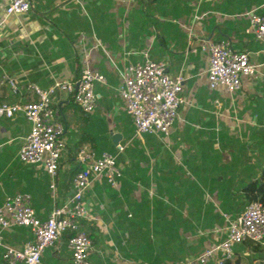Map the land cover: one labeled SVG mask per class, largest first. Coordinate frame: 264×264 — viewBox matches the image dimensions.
I'll return each instance as SVG.
<instances>
[{
    "label": "crops",
    "instance_id": "crops-1",
    "mask_svg": "<svg viewBox=\"0 0 264 264\" xmlns=\"http://www.w3.org/2000/svg\"><path fill=\"white\" fill-rule=\"evenodd\" d=\"M30 1V11L6 17L7 0H0V104L34 100L31 83L74 81L85 50L106 82L95 86L93 112L64 91L53 100L66 128L54 188L42 167L20 160L31 123L23 114L0 116V208L9 196L28 193L38 217L47 219L73 193L69 172L79 163L72 153L89 145L98 155L117 154L123 173L116 186L94 180L85 195L93 264H202L198 256L226 238L228 217L250 203L248 187L264 184V41L247 15L263 13L264 0ZM221 39L248 52L255 66L236 92L209 85L204 46ZM146 59L184 78L185 103L169 135L139 136L118 91L121 70ZM33 238L29 227L0 228L3 244L20 248ZM247 242L235 247L241 264H264V246ZM3 253L0 243V262ZM41 264H73L65 235Z\"/></svg>",
    "mask_w": 264,
    "mask_h": 264
},
{
    "label": "built area",
    "instance_id": "built-area-1",
    "mask_svg": "<svg viewBox=\"0 0 264 264\" xmlns=\"http://www.w3.org/2000/svg\"><path fill=\"white\" fill-rule=\"evenodd\" d=\"M31 8L30 0H7L5 16L27 13ZM247 15L255 38L264 41V12L253 11ZM206 43L204 49L210 57V88L223 86L230 92H236L242 85L243 77L255 72L249 53L235 49L226 39L207 40ZM80 60L82 71L74 81L57 80L49 88L31 83L28 90L36 95L34 100L0 104V116L23 114L31 123L19 157L26 164L42 167L53 179L52 188L55 187L54 180L58 176L66 146V128L53 105L57 92L71 94L80 109L90 113L98 106L96 84L106 82L104 74L91 68L89 52L85 50ZM4 77V81H9L14 91L18 92L16 81L7 75ZM121 77L118 91L126 102V111L134 122L137 134L169 135L185 103L182 94L184 78L171 76L164 62L152 59L126 65L121 70ZM117 148L121 153L125 146L118 144ZM76 157L82 169L74 176L73 193L66 202L55 206L47 219L38 217L28 193H17L4 201L0 208L1 230L29 227L34 238L20 248L3 244L0 240L4 247L0 264H41L46 249L55 247L67 230L76 232L68 238L73 264H93L90 259L93 241L82 224L83 220L89 218L85 195L94 180L104 179L111 186H116L123 173L117 162V154L103 152L98 155L89 145H82ZM226 228V238L203 251L197 258L200 263L207 264L214 260L216 264H222L233 257L238 244L246 241L264 246V203L247 204L240 214L228 217Z\"/></svg>",
    "mask_w": 264,
    "mask_h": 264
},
{
    "label": "trees",
    "instance_id": "trees-1",
    "mask_svg": "<svg viewBox=\"0 0 264 264\" xmlns=\"http://www.w3.org/2000/svg\"><path fill=\"white\" fill-rule=\"evenodd\" d=\"M72 101H73V99H72ZM72 103H74V101ZM74 104L77 106L76 103H74ZM84 139H85V137L82 138V141ZM65 148H66V146H65ZM77 151L73 152L72 154L76 155ZM63 154H64V152H63ZM61 160H62V158H61ZM61 160H60V164H61ZM81 169H82V166L80 164L79 165L76 164L73 166L72 169H70V172H69L70 181H72L74 179V176L76 175V173L79 172ZM59 172H60V170H59ZM252 184L253 185H250L248 187V192H247L250 203L251 202H263L264 203V184H256L255 182ZM83 223H84V220L82 221V224ZM75 233L76 232L73 230H67L64 233V235H65V237L69 238L70 236L74 235ZM241 260H242V257L239 256L238 253L234 252L233 257L224 260V262L222 264H241Z\"/></svg>",
    "mask_w": 264,
    "mask_h": 264
},
{
    "label": "water",
    "instance_id": "water-1",
    "mask_svg": "<svg viewBox=\"0 0 264 264\" xmlns=\"http://www.w3.org/2000/svg\"><path fill=\"white\" fill-rule=\"evenodd\" d=\"M120 137H121L120 134H115V135L113 136V140H114V142H115L116 144L119 142Z\"/></svg>",
    "mask_w": 264,
    "mask_h": 264
},
{
    "label": "rangeland",
    "instance_id": "rangeland-1",
    "mask_svg": "<svg viewBox=\"0 0 264 264\" xmlns=\"http://www.w3.org/2000/svg\"><path fill=\"white\" fill-rule=\"evenodd\" d=\"M251 243H252V241H248V242H247V244H251Z\"/></svg>",
    "mask_w": 264,
    "mask_h": 264
}]
</instances>
